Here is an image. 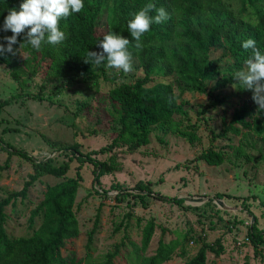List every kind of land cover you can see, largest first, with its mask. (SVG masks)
Listing matches in <instances>:
<instances>
[{
  "label": "rangeland",
  "instance_id": "rangeland-1",
  "mask_svg": "<svg viewBox=\"0 0 264 264\" xmlns=\"http://www.w3.org/2000/svg\"><path fill=\"white\" fill-rule=\"evenodd\" d=\"M106 25L107 12L103 10L96 34L102 35ZM20 56L23 60L26 54ZM132 66L129 73L106 67V74L86 82L55 77L47 74L44 66H38L35 75L22 76L17 83L10 78L8 68L0 65V100H10L3 101L0 107V139L38 161L53 157L54 165L69 161L67 176H75L78 171L83 178L75 200L80 236L69 248L83 256L88 234L96 227L92 256L101 258L124 244L125 248H121L114 262L131 264L134 261L130 258L131 248L140 247L142 229L152 221L156 228L150 245L146 252L139 250L144 259L154 253L162 230L169 240L180 238L191 228L207 244L221 239L223 253L215 256L207 252L206 264H264V246L255 247L250 240L238 245L248 237L254 220L255 232L264 230V206L261 205L264 201V145L249 132L220 136L224 122L232 118L234 106L247 101L254 109L257 107L251 98L252 92L234 95L238 90L236 81L216 90L214 82H208L205 92L186 91L178 99L184 114L175 115L165 132L152 129L149 143L139 149L129 151L126 144H119L107 153L92 154L90 159L83 157L81 162L77 158L69 160L63 154H68L70 151L65 148L74 143L80 145L83 154L110 143L114 136V119L110 115L108 91L113 84L131 81L140 75L135 60ZM119 74L123 76L112 83L111 78ZM30 95L41 99H31ZM224 98L225 104L211 106L214 100ZM185 133L193 136L191 142L182 136ZM210 147L224 151L222 165L211 166L197 159ZM7 157L8 152L0 148V167ZM99 161L112 164L113 169L101 177L97 185L93 183L92 170ZM32 172L29 161L12 156L8 168L0 170V200L19 191ZM59 180L47 175L40 177L30 187L24 203L7 207L10 234L28 233L30 210L42 200L46 186ZM138 182L149 183L150 190L165 199L201 198L204 202H184L183 206L196 207V210L152 197L144 199L146 206L132 196H125L119 204L115 202L118 192L112 190V184H118L122 192L132 195L140 194L134 189ZM100 189L107 191L106 197L96 194V191L101 193ZM217 194L225 195L221 201L226 207L215 201ZM244 198L248 204L246 211L241 207ZM209 200L212 202L203 205ZM199 247L200 244L189 241L183 257L174 255L164 264H183Z\"/></svg>",
  "mask_w": 264,
  "mask_h": 264
},
{
  "label": "trees",
  "instance_id": "trees-1",
  "mask_svg": "<svg viewBox=\"0 0 264 264\" xmlns=\"http://www.w3.org/2000/svg\"><path fill=\"white\" fill-rule=\"evenodd\" d=\"M22 2L23 0H0V44L6 46L3 37L12 35L11 31L2 30L4 18L13 8L19 11ZM83 3L81 12L72 13L68 18L60 20L59 27L66 35L62 44L51 45L45 42L39 51L25 45L15 55H0V65L8 68L10 78L17 83H20L22 76L35 75L38 66H44V71L55 77L86 82L106 74V62L99 66L84 62L89 50H101L97 44L103 35L114 33L129 39L127 47L132 53V61L137 62L136 69L140 71V75L131 81L113 84L108 91L110 115L114 119V136L107 146L86 154L80 152L78 143H74L65 148L70 151L68 154L63 153L69 160L77 158L81 162L83 157L90 159L92 154L107 153L119 144H126L129 151L147 145L152 129L159 128L165 132L166 125L175 115L184 114L178 99L186 91L205 92L208 82H214L215 90L233 84L234 73L243 68L244 61L251 54V49L245 50L242 47L243 42L249 38L254 39L264 52V0H83ZM148 3L155 4L156 8H165L169 19L159 24L153 22L150 30L141 37V47L137 48L136 41L128 31V21ZM103 10L107 12L106 30L102 35H97V21ZM155 15V11L150 13V16ZM18 41H24V34L18 37ZM19 43L13 46L14 49H19ZM21 54H26L23 60ZM122 76L123 74L114 75L110 81L114 83ZM237 88L234 95L251 93L239 83ZM28 97L41 99L33 95ZM3 101L0 100V107ZM225 101V98L216 99L211 106L223 105ZM257 108L258 106L254 109L247 101L234 106L232 118L229 122H224L220 136L225 138L227 133L240 135L249 132L264 145V111H257ZM6 130L8 129L4 131ZM182 136L190 142L193 140L190 134ZM0 148L8 152L7 160L0 170L8 168L12 156L29 161L33 169L19 191L11 192L0 200V264H116L115 258L119 256L121 248H125L124 244L101 258L92 256L96 227L88 234L83 256L69 248V244L80 236L75 200L83 180L78 171L75 176H67L69 161L58 165L53 164L54 157L38 161L24 151H16L1 139ZM197 159L211 166H219L224 163V151L210 147ZM112 169V164L105 161L94 163L93 183L99 185L100 178L110 174ZM45 175L60 180L47 185L42 200L30 210L28 233L23 236L10 234L7 230V207H13L17 202L24 203L30 187ZM111 188L118 192L115 198L118 204L125 196H132L142 206H146L144 199L152 197L186 209H197L183 206L182 198L165 199L160 194L153 193L149 183L138 182L135 185L134 189L140 194L124 193L118 184H112ZM100 191L101 193L96 191V194L107 196V191ZM224 196L217 194L215 198L221 200ZM185 199L190 204L195 202ZM210 202L212 200L203 205ZM261 205L264 206V201ZM241 207L242 210H248L247 198L241 200ZM95 219L98 221L99 213ZM155 226L151 221L142 229L140 247L131 248L130 258L134 259L131 264H164L174 255L183 257L185 245L189 241L200 244V247L183 264H206L207 252L219 256L224 251L220 238L211 245L207 244L191 228L180 238L169 240H166V232L162 230L154 253L144 259L139 252L147 251ZM255 227L256 220L250 226L248 239L259 248L264 246V230L255 232ZM177 249H180L178 253Z\"/></svg>",
  "mask_w": 264,
  "mask_h": 264
},
{
  "label": "clouds",
  "instance_id": "clouds-1",
  "mask_svg": "<svg viewBox=\"0 0 264 264\" xmlns=\"http://www.w3.org/2000/svg\"><path fill=\"white\" fill-rule=\"evenodd\" d=\"M84 8L83 0H23L19 11L11 9L4 18L3 31H11V36H4L5 44H0V55H15L25 45L37 51L42 43L60 45L66 35L60 27V20L68 18L72 13H79ZM155 11L156 15L150 16ZM169 19L165 8H156L153 3L146 4L128 21V31L136 47H141V37L150 30L153 22L159 24ZM27 30V31H26ZM24 34V41L19 43L18 37ZM19 43V49L14 45ZM129 39L122 35L107 33L97 46L100 51H88L85 63L97 66L106 62V67L129 73L133 70L132 53L128 50ZM245 50L251 49L250 56L244 61L243 68L234 73V80L252 92V100L258 106L257 111H264V52L257 46L254 39L243 42Z\"/></svg>",
  "mask_w": 264,
  "mask_h": 264
},
{
  "label": "water",
  "instance_id": "water-1",
  "mask_svg": "<svg viewBox=\"0 0 264 264\" xmlns=\"http://www.w3.org/2000/svg\"><path fill=\"white\" fill-rule=\"evenodd\" d=\"M182 199H184V202H187L185 198H182ZM192 201H195L194 204H201V203L204 202V199L198 198V199H192ZM215 201L218 202V203H220L221 205H224L223 202H222L221 200L216 199ZM224 206H225V205H224ZM225 207H226V206H225Z\"/></svg>",
  "mask_w": 264,
  "mask_h": 264
},
{
  "label": "built area",
  "instance_id": "built-area-1",
  "mask_svg": "<svg viewBox=\"0 0 264 264\" xmlns=\"http://www.w3.org/2000/svg\"><path fill=\"white\" fill-rule=\"evenodd\" d=\"M249 241V239H248V237L247 238H245V241H242V242H238V245H240L241 243H244V242H248Z\"/></svg>",
  "mask_w": 264,
  "mask_h": 264
}]
</instances>
